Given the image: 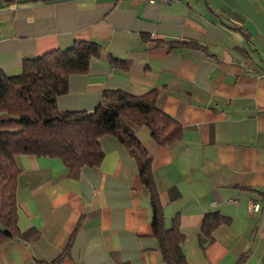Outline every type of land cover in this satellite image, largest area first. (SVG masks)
<instances>
[{
    "label": "crops",
    "instance_id": "0c3cea01",
    "mask_svg": "<svg viewBox=\"0 0 264 264\" xmlns=\"http://www.w3.org/2000/svg\"><path fill=\"white\" fill-rule=\"evenodd\" d=\"M75 39L96 40L129 66L91 56L68 75L57 109L91 110L107 88H158L182 136L161 145L147 125L135 134L151 155L165 224L179 217L187 262L234 264L250 248L243 264H264V0L0 1L5 72ZM98 140L101 162L77 177L58 157L14 155L20 234L0 245V264H164L135 159L116 136ZM211 210L230 222L205 240Z\"/></svg>",
    "mask_w": 264,
    "mask_h": 264
},
{
    "label": "trees",
    "instance_id": "16d2710c",
    "mask_svg": "<svg viewBox=\"0 0 264 264\" xmlns=\"http://www.w3.org/2000/svg\"><path fill=\"white\" fill-rule=\"evenodd\" d=\"M0 1L8 5L14 0ZM169 44L192 45L188 41ZM91 56H104L116 67L129 66L127 60L105 52L100 42L75 39L68 47L24 57L16 73L0 68V112L8 114L0 118V245L20 234L15 200L19 168L14 155L58 157L66 167L67 176L77 177L83 165L97 166L101 162L103 150L98 139L108 133L116 136L136 161L148 195L152 234L157 239L164 264H189L179 217L176 215L168 226L165 224L151 155L135 134L136 128L147 125L153 139L161 145L171 144L182 136L180 122L157 103L158 88L138 95L107 88L102 92L101 101L91 110L57 109L56 96L66 92L68 75L86 71ZM229 222L230 218L219 211H207L199 234L209 240L215 227ZM250 250L243 251L234 264H243Z\"/></svg>",
    "mask_w": 264,
    "mask_h": 264
},
{
    "label": "rangeland",
    "instance_id": "374dc122",
    "mask_svg": "<svg viewBox=\"0 0 264 264\" xmlns=\"http://www.w3.org/2000/svg\"><path fill=\"white\" fill-rule=\"evenodd\" d=\"M7 116H8L7 113H5V112H0V118H4V117H7Z\"/></svg>",
    "mask_w": 264,
    "mask_h": 264
},
{
    "label": "built area",
    "instance_id": "2783aa9c",
    "mask_svg": "<svg viewBox=\"0 0 264 264\" xmlns=\"http://www.w3.org/2000/svg\"><path fill=\"white\" fill-rule=\"evenodd\" d=\"M148 1H155V0H148ZM161 1H164V0H161ZM252 208H257V203L252 204Z\"/></svg>",
    "mask_w": 264,
    "mask_h": 264
}]
</instances>
